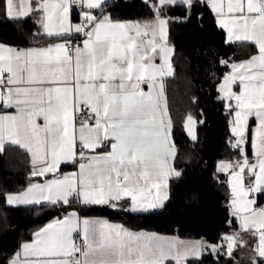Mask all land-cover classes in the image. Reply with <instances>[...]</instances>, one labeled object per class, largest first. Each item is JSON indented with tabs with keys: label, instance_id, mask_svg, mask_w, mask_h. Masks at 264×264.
<instances>
[{
	"label": "snow or ice",
	"instance_id": "6c2138e0",
	"mask_svg": "<svg viewBox=\"0 0 264 264\" xmlns=\"http://www.w3.org/2000/svg\"><path fill=\"white\" fill-rule=\"evenodd\" d=\"M142 2L150 17L121 21L109 11L114 0H0V16L17 24L25 41L0 42V154L16 146L29 166L22 189L0 194L10 206L56 213L6 264H186L207 249L232 257L237 244L247 243L242 232L258 238L249 264H264V205L256 204L257 194L264 195V0ZM204 8L226 31V43L250 41L258 49L246 60L219 59L231 69L217 98L233 117L227 144L237 155L219 160L217 171L228 176L230 217L239 229L218 244L82 216L93 205L149 213L168 199L169 179L182 174L165 95L166 78L175 72L170 27L193 12L202 18ZM176 9L180 15H171ZM250 117L257 125L251 158L245 152ZM198 123L188 113L183 124L194 143ZM62 164L76 171L62 172Z\"/></svg>",
	"mask_w": 264,
	"mask_h": 264
},
{
	"label": "trees",
	"instance_id": "16d2710c",
	"mask_svg": "<svg viewBox=\"0 0 264 264\" xmlns=\"http://www.w3.org/2000/svg\"><path fill=\"white\" fill-rule=\"evenodd\" d=\"M115 19L137 20L151 16L142 0H114L109 9ZM202 18L193 12L185 23L176 22L170 27V39L175 45L173 56L174 76L166 80V94L170 115L174 121L173 138L178 148L175 166L182 170L179 178L170 182V198L166 206L147 214H130L114 211L108 206H89L82 216H101L123 223L134 230L153 231L184 239H203L221 243L224 234L239 229L234 217H230V188L227 177L217 172L221 159L236 158L228 138L233 119L225 108L226 101L218 99L219 83L231 69L219 63L220 58L235 61L246 60L255 54L253 44L226 43V35L215 23L214 14L204 8ZM176 9L171 15H180ZM25 28L32 29V20L25 19ZM18 25L0 16V42L23 45ZM195 97V102H193ZM191 113L198 121V140L192 142L183 124ZM245 152L251 156L250 131ZM29 166L27 157L16 146H8L0 154V190L13 192L27 183ZM264 195L258 197L263 204ZM77 207H79L77 205ZM56 216L52 210L36 211L33 206H9L0 194V264L7 259L32 233ZM232 220L231 226L228 220ZM246 244H237L232 257L223 252L215 256L211 249L200 260L188 264H249L248 251L253 244L246 233H241Z\"/></svg>",
	"mask_w": 264,
	"mask_h": 264
},
{
	"label": "crops",
	"instance_id": "0c3cea01",
	"mask_svg": "<svg viewBox=\"0 0 264 264\" xmlns=\"http://www.w3.org/2000/svg\"><path fill=\"white\" fill-rule=\"evenodd\" d=\"M78 12L79 11H75L74 13L72 12V15H71V19H72V21L73 22H77L78 21V19H79V16H78ZM120 20V19H119ZM121 21H126V20H121ZM224 32H225V35H226V39H227V34H226V31L224 30ZM229 44H236V43H239V44H253L252 42H250V41H245V42H235V43H233V42H228ZM6 44V43H5ZM254 45V44H253ZM255 46V45H254ZM256 47V46H255ZM258 53V49L256 48V52H255V54H257ZM255 54H253V55H255ZM249 59V58H248ZM157 63H159V61H157ZM168 78V77H167ZM167 78H166V80H167ZM142 87H144V90L145 91H148V87H147V85H143ZM232 88H233V91H239V83L237 82L236 84H234L233 86H232ZM165 95H166V97H167V94H166V83H165ZM168 102V101H167ZM234 103V102H233ZM169 107V106H168ZM11 111H13L14 112V109L13 110H11ZM170 112V111H169ZM38 123H42V121H38ZM256 121H255V118L254 117H250L249 118V128H248V131H250V145H251V136H252V134H253V130L256 128ZM246 135H248V132L246 133ZM246 146V145H245ZM251 156H252V150H251ZM251 156H249L250 158H251ZM61 171L62 172H65V173H67V172H72V171H76V168L75 167H73V166H71V165H68V166H65L64 164H62L61 165ZM218 172V171H217ZM219 173V172H218ZM219 174H222V175H225L226 177H227V179H228V176H227V174H225V173H219ZM173 178H175V177H172V178H170L169 179V182H168V188H167V194H168V199L167 200H165L164 201V203H163V207L162 208H158V209H156V210H152L151 212H154V211H157V210H161V209H163L165 206H166V204H167V202L169 201V198H170V182H171V180L173 179ZM230 188V187H229ZM261 194H257V196H256V204L258 205V197L260 196ZM230 196H231V189H230ZM261 205H264V202H263V204H261ZM10 206V205H9ZM95 206H107V205H95ZM12 207H29V206H12ZM151 212H149V213H151ZM138 214H147V213H138ZM85 217H88V218H102V219H108V218H106V217H101V216H85ZM110 222H112V223H120V222H116V221H112V220H110V219H108ZM46 224V223H45ZM126 226V225H125ZM126 227H128V226H126ZM130 230H132V231H144V232H153V231H146V230H134V229H131L130 227H128ZM155 233H157V232H155ZM243 233V232H242ZM157 234H159V235H163V236H168V237H177V236H173V235H164V234H160V233H157ZM247 234V233H246ZM247 236L251 239V242L253 243V241L254 240H258V238L257 237H252V236H250V235H248L247 234ZM179 238V237H178ZM180 240H183V241H194V240H198V239H184V238H179ZM225 247H226V245H225ZM236 247H234V249H235ZM233 249V250H234ZM207 253V250H205L202 254H201V256L199 257V258H193V257H189L188 258V260L186 261V264H188L190 261H194V260H200V259H202L204 256H205V254ZM165 264H175V261L174 260H171V259H169V260H167L166 262H165Z\"/></svg>",
	"mask_w": 264,
	"mask_h": 264
},
{
	"label": "built area",
	"instance_id": "2783aa9c",
	"mask_svg": "<svg viewBox=\"0 0 264 264\" xmlns=\"http://www.w3.org/2000/svg\"><path fill=\"white\" fill-rule=\"evenodd\" d=\"M75 11H79V9H75V10L73 11V13H74Z\"/></svg>",
	"mask_w": 264,
	"mask_h": 264
},
{
	"label": "water",
	"instance_id": "95a60500",
	"mask_svg": "<svg viewBox=\"0 0 264 264\" xmlns=\"http://www.w3.org/2000/svg\"><path fill=\"white\" fill-rule=\"evenodd\" d=\"M214 255L216 256V255H217V253H214Z\"/></svg>",
	"mask_w": 264,
	"mask_h": 264
},
{
	"label": "rangeland",
	"instance_id": "374dc122",
	"mask_svg": "<svg viewBox=\"0 0 264 264\" xmlns=\"http://www.w3.org/2000/svg\"><path fill=\"white\" fill-rule=\"evenodd\" d=\"M197 134V133H196Z\"/></svg>",
	"mask_w": 264,
	"mask_h": 264
}]
</instances>
